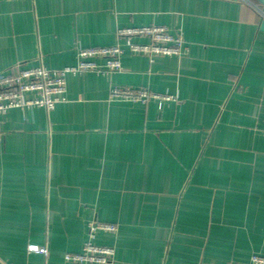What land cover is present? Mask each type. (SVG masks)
<instances>
[{
	"label": "crops",
	"instance_id": "0c3cea01",
	"mask_svg": "<svg viewBox=\"0 0 264 264\" xmlns=\"http://www.w3.org/2000/svg\"><path fill=\"white\" fill-rule=\"evenodd\" d=\"M263 23L264 0H0V74L124 50L120 72L68 75L53 110L0 115V262L75 264L91 221L117 227L94 240L111 264L264 257ZM153 25L182 54L150 63L117 36ZM114 86L178 101H109Z\"/></svg>",
	"mask_w": 264,
	"mask_h": 264
},
{
	"label": "built area",
	"instance_id": "2783aa9c",
	"mask_svg": "<svg viewBox=\"0 0 264 264\" xmlns=\"http://www.w3.org/2000/svg\"><path fill=\"white\" fill-rule=\"evenodd\" d=\"M117 36L124 40L129 52L144 55L150 63L155 57L177 56L182 54L183 40L180 33L171 34L162 26L125 28L117 31ZM132 38H146L148 43H136ZM124 50L120 44L113 46L93 47L77 51V63L62 69H48L39 65L33 68H17L8 74H0V115L8 110L43 108L49 112L56 104L66 100V77L83 73L109 75L122 70L121 56ZM109 101L139 102L146 104L155 101H178L174 95L152 92L144 87H111ZM114 224L91 221L87 227V240L81 252L68 253L65 260L75 264H111L115 255L113 247L95 244L96 235L100 232L115 233ZM30 252L46 255L45 248L29 247ZM247 264H264V257L251 256Z\"/></svg>",
	"mask_w": 264,
	"mask_h": 264
},
{
	"label": "water",
	"instance_id": "95a60500",
	"mask_svg": "<svg viewBox=\"0 0 264 264\" xmlns=\"http://www.w3.org/2000/svg\"><path fill=\"white\" fill-rule=\"evenodd\" d=\"M263 26H264V23H263ZM0 264H2V263L0 262Z\"/></svg>",
	"mask_w": 264,
	"mask_h": 264
}]
</instances>
